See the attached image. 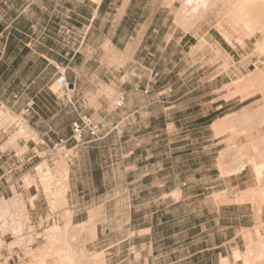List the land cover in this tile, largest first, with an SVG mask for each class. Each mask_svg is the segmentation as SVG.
<instances>
[{
  "label": "rangeland",
  "instance_id": "rangeland-1",
  "mask_svg": "<svg viewBox=\"0 0 264 264\" xmlns=\"http://www.w3.org/2000/svg\"><path fill=\"white\" fill-rule=\"evenodd\" d=\"M149 1V10L145 13L146 20L144 22H147L146 25L152 23L151 26L153 27L148 34L154 36L153 42L143 44L134 59L132 49L126 51V45L122 43H117L116 47L110 43L96 42L83 45L77 42L75 39L77 37L76 33L81 28L78 26V22L74 20V18H78L74 11L70 12L73 16L70 18L71 26L69 28H61L58 24L52 23L57 29L53 27L51 30L58 37L49 38L50 42L35 43L32 40L31 36L36 39L35 35L40 34V29L33 35L32 31L34 29L30 24L32 21L28 12L23 13L22 26L13 22L14 17L12 14L8 15L9 20H6L5 27L0 26V33L3 29H5L6 34L11 32L16 36V40L21 47L28 50L24 64L31 58L32 49L39 48L48 51L52 48L54 53L68 49L71 56L74 55L75 57L73 62L76 69L85 65V68L89 71V75L86 79L83 78L81 83L86 82L88 88L85 91L87 96L85 109L90 113H85H88L91 117L97 110L102 111L106 108L114 110V108H117L116 100L122 92H125L124 90L128 85L148 79L144 75L146 69L143 67H150V69L156 67L160 73L152 76V82L164 85V88L161 91L155 89L151 92L150 99L153 102L163 98L164 102L154 106L151 105L150 130L155 131L154 134L172 133L174 131L173 123L175 119H178L177 130L182 128L189 130L187 132L191 130L196 132L192 140L195 151L193 155L201 156L198 160L199 167L206 165L203 170L205 168L210 170L208 171L209 177L215 179V181H209L211 184L219 183L220 181L216 180L219 176L225 178L232 174L244 172L245 177L243 180L246 183L242 187L247 189L239 193V197L235 200L226 201V195L222 194L216 195L215 198L218 201L249 203V206L253 208L252 217L242 218V222L250 227L241 231V239L237 243L231 244L234 249L232 251L231 248L233 247H230L229 252L231 259L233 257V260L241 264H264V257H261L259 253L251 258L252 260L248 263L244 258L237 260L234 256L236 250H241V253L246 255L248 239L255 240L254 242L264 240V182L263 185L261 183L264 177L263 180L258 177L254 164L263 163L264 161V107H262L264 106V79L260 77V72L264 73V30H262V28L264 29V20L258 25L255 33L249 34L243 25V27H237L240 30L236 29L229 8L221 4L218 5L216 0H196L192 2V11H185V14H187H183L181 18L178 14L183 7L182 0ZM152 12L158 14L154 19H152ZM38 15L43 23L50 18V13L48 16ZM59 16H61L60 13ZM57 20L60 22V19ZM62 30L65 31L64 35H71L69 41L65 44L57 41L58 39L61 40L59 35H61ZM101 30L99 27L98 32L101 33ZM156 35L158 36L156 37ZM182 36H186V39L179 44V38ZM99 37V33L91 36L94 39ZM2 38L0 39V49L3 45L1 43ZM171 38L173 39L169 43ZM146 45L149 47L150 52L157 54L148 57L143 55V52H149V49H144ZM68 63L64 65H68ZM135 69L136 72L133 75L132 72ZM58 88V84L53 86L54 90ZM219 88L221 89L218 90ZM220 96H223V99L215 100L214 103L210 102ZM33 98H36L37 107L35 109L42 117L41 121L39 118L35 122L39 124L40 130H47L50 126L49 121L52 119L49 112L54 110L52 104L54 106L56 104L48 98L47 93L38 95L37 92L31 91L24 93L20 109L27 108ZM224 100H230L227 103L228 106H226ZM235 100H240L241 103L233 105ZM30 105L36 106L33 103ZM220 105H224V108L216 111V108ZM124 106L116 110L120 111L121 109L124 111L126 110ZM20 109L15 110L11 105L0 99V182L2 186H5H0V193L5 194V198H0V264H38L39 261L34 256L40 253V247L41 251L45 250L48 253L43 256L45 258L41 262L43 264H65L64 259L60 261L63 258L60 252L63 254L65 251L71 252L73 254L72 259H76L73 260L72 264L74 262L76 264H84V262H87V264H110L113 256L115 261H123L121 264L128 263L127 259L130 256L129 241L122 244V247H115L111 250L113 254L104 251L103 248L94 249L87 246L88 240L95 237L93 226L75 224L71 212L66 209L71 166L69 156L72 152H69L68 149L73 142H70L63 154L55 156L52 151L53 145L60 137L68 138L71 137V134L68 133V136H65L58 133L57 137L42 142L41 139L33 135V129L28 126L26 119L30 116V112L26 113L27 115H22ZM245 109L251 114L250 117L243 116L242 113ZM227 113H231L229 114L230 117L226 115ZM33 114L31 113V115ZM164 114L166 115L163 116ZM223 115H226L223 118L224 120L220 119L212 126H209L211 121L203 122L211 117L217 119ZM229 118H232L233 121L227 120ZM201 119L203 123L199 121ZM229 121L231 124H229ZM220 123H222L221 126ZM167 133L164 135L168 136ZM213 136H215L214 139ZM173 140V138L170 140L172 142L166 140V146H173ZM160 144H162V140L158 142V138H153L150 143L152 146ZM254 145H256V148ZM14 148H21L18 153L23 152L24 157L19 158L15 152H12ZM233 148L240 149L238 151H244V153L240 154V152L237 155V150ZM231 149L238 157L233 154L234 152ZM246 149L249 150V153L245 151ZM223 152L237 157L236 160L230 155L233 158L230 160L229 154L228 156L224 154L227 156L226 158H229L226 162L230 164L227 165L225 162L226 167L229 165L231 167V169L228 167V172L227 168L223 170L224 164L221 163ZM205 153H208L206 161L202 157ZM246 153L250 155L247 156ZM243 155L247 156L248 160L250 157L255 161L253 160L251 163L249 160V163L246 160L248 163L246 162L244 169L236 172V168L240 166L238 165L239 156H241V162L245 161ZM233 160H236L237 163H234ZM231 164L233 165L231 166ZM198 179L200 180V176H198ZM14 183H16L15 186ZM247 191L248 193H244ZM30 193L38 194L48 201L47 204L40 205L46 213L43 218L33 219L31 209L28 207L23 195ZM31 194L26 198H30ZM239 198H242V200H239ZM31 206L34 208L33 201H31ZM214 215L215 218L218 217L217 213ZM229 217L233 218V216ZM224 220L226 221V219H223L220 222L219 228L226 226ZM229 221H232V219L229 218ZM59 228L61 230L58 231ZM49 229L56 231V233H52L59 240L55 245L56 247L50 241L52 237ZM247 234L249 235L248 239L246 238ZM144 237L155 238L157 236ZM193 239H198V246L205 242V239L201 236ZM201 239L204 241H200ZM181 240L180 243L183 249L174 252L171 247L170 252H166L168 253L166 259H169V262L173 261L174 255L183 258L181 264H187L185 262L189 261L188 258L184 259L189 255V250L185 248L189 239H187V236H181ZM207 240L210 243L214 240L215 243L217 240L219 241V237L213 239L212 236H209ZM58 242H60L59 245ZM136 243L141 242L136 240ZM167 245L173 246L171 243ZM49 251H51V254ZM145 253L148 254V251H145ZM149 253L151 256L150 264H152V261L157 264L159 260L164 258L161 257V254H166L162 251L158 255L153 253L151 249H149ZM133 259L135 260V258ZM222 260L225 261L226 259L222 258ZM229 260L230 258L227 257L225 263L231 264ZM213 261H216L215 251ZM225 263L222 262V264Z\"/></svg>",
  "mask_w": 264,
  "mask_h": 264
},
{
  "label": "crops",
  "instance_id": "crops-1",
  "mask_svg": "<svg viewBox=\"0 0 264 264\" xmlns=\"http://www.w3.org/2000/svg\"><path fill=\"white\" fill-rule=\"evenodd\" d=\"M149 4V0H0V26H6L8 15L11 14L14 17L13 22L22 26L23 13L28 12L32 21L30 24L34 29L30 31L34 35L40 29V34L35 35L36 39L31 36L32 40L35 43L50 42L49 38L54 39L57 36L51 30L54 27L52 23L58 24L61 28H69L70 18L73 16L70 12L74 11L78 17L74 20L81 28L76 33L77 42L83 45L96 42L110 43L114 46L122 43L126 45V51L132 49L134 59L143 44L153 42L154 36L148 34L153 27L152 23L146 25L147 22H144ZM49 13L50 18L43 23L38 14L48 16ZM153 13L152 19L158 15ZM57 19H60V22ZM99 27L102 29L101 33L98 32ZM64 32L62 30L59 35L61 40L57 41L65 44L71 35H64ZM97 33L100 34L98 39L91 38ZM1 37L3 45L0 49V99L17 110L21 108L20 103L25 92L35 91L38 95L47 93L48 98L56 104V106L52 104L54 110L49 112L52 119L47 130H40L39 124L35 122L39 118L41 121L42 118L35 109L36 98L31 99L30 103L36 106L28 104L27 108L20 109V113L27 115L26 113L30 112L26 121L33 129V135L42 142L57 137L58 133L65 136L71 134L72 122L79 116L90 113L85 109L87 98L85 91L88 88L86 82L81 83L82 79L89 75L85 65L76 69L73 62L75 57L71 56L68 49L54 53L52 48L48 51L31 48L33 54L24 64L28 50L21 47L14 34L11 32L6 34L5 29L0 33V39ZM185 39L186 36L180 37L178 43ZM144 49L149 47L146 45ZM156 54L150 52V49L149 52H143L146 57ZM67 63L68 65H64ZM56 64H60L66 70L70 82L68 88L53 89L59 75L55 68ZM143 68L147 70H144V75L148 79L133 82L125 88V92H122L125 103L127 100L124 106L126 110L106 108L93 114V119L106 121L110 130L94 142L81 145H75L73 142L69 147V152H72L69 156L71 166L66 209L71 212L75 224L93 226L95 237L88 240L87 246L94 249L103 248L104 251L113 254L111 250L115 247L120 248L129 241L130 256L126 264H150L149 249L158 255L162 251L170 252L171 247L174 252L180 251L183 249L180 243L181 236H187L189 239L185 247L189 250V255L184 257L189 259L185 262L187 264H222V258L227 257L230 258L231 264H241L233 260V257L231 259L229 249L233 247L232 243H237L241 239V231L250 227L242 222V218L252 217L253 208L249 203L226 201L235 200L239 193L247 189L242 187L246 183L243 180L244 172L225 178L219 176L216 180L220 182L211 184L209 181L215 179L209 177L210 170L206 168L203 170L206 165L199 167L198 160L201 156L193 155L195 151L192 140L196 132L192 130L187 132L189 130L182 128L177 130L178 119L173 123L172 133L154 134L155 131L150 130V107L164 102L163 98L151 102L150 93L155 89L161 91L164 85L152 82V76L160 73L156 67ZM135 72L136 69L132 74ZM221 99L223 96L210 102L214 103L215 100ZM224 101L228 106L230 100ZM240 103V100L233 101V105ZM223 108L224 105H220L216 111ZM229 114L231 113L226 115ZM226 115L217 119L211 117L203 122L211 121L209 126H212ZM199 121L203 123L202 119ZM166 133L168 136L164 135ZM161 135L164 136L159 138ZM153 138H158V142L162 140V144L150 145ZM172 138L174 145L166 146L165 141ZM19 149L21 148H14L12 152L22 158L24 155L23 152L18 153ZM207 155L208 153H205L202 156L205 161ZM0 186L5 187L1 182ZM212 189L214 190L209 191ZM30 194L23 195L31 209L33 219L43 218L46 213L40 205L47 204L48 201L35 193L26 198ZM222 194L226 195V201H218L215 198L216 195ZM0 198H5V194L0 193ZM229 218L232 221H229ZM223 219H226L224 220L226 226L219 228ZM149 235L157 237H144ZM197 236L205 239L200 246L197 244L198 239H193ZM209 236L213 239L219 237V241L214 243L213 240L210 243L207 240ZM136 240L141 243H136ZM170 243L173 246L167 245ZM231 249L233 251L234 247ZM145 251H148V254ZM167 255L168 253L161 254L164 258L157 264H181L183 260L181 256L174 255L173 261L169 262V259H166ZM122 262L115 261L113 256L110 264ZM155 263L152 261V264Z\"/></svg>",
  "mask_w": 264,
  "mask_h": 264
},
{
  "label": "bare ground",
  "instance_id": "bare-ground-1",
  "mask_svg": "<svg viewBox=\"0 0 264 264\" xmlns=\"http://www.w3.org/2000/svg\"><path fill=\"white\" fill-rule=\"evenodd\" d=\"M196 0H182V3H183V7H182V9H180L181 11L179 12V14H178V16L181 18V17H183V14H185V11H188V12H190V11H192V2H195ZM201 1V0H200ZM217 1V3H218V5H224L225 7H228L229 8V12H231V17H232V22H233V25L236 27V29H237V27L239 26H244V29H246L245 31L246 32H248L249 34H252V33H255V31H256V29L258 28V25L261 23V21L262 20H264V0H216ZM213 4V3H212ZM211 6H214V5H211ZM208 7V6H207ZM209 7H210V4H209ZM187 14V13H186ZM185 14V15H186ZM189 14V13H188ZM230 14V13H229ZM178 16H177V18H178ZM186 17V16H185ZM187 18H188V15H187ZM179 19V18H178ZM183 19V18H182ZM184 20V19H183ZM242 26V27H243ZM237 30H240V29H237ZM262 30H264L263 28H262ZM247 35V34H246ZM259 77V76H258ZM260 77H262V79H264V73H262V72H260ZM259 77V78H260ZM262 107H264V106H262ZM263 109V108H262ZM261 109V110H262ZM260 110V109H259ZM259 110H257V111H259ZM257 111H256V113H257ZM264 111V110H263ZM242 112V111H241ZM262 112V111H261ZM255 113V114H256ZM243 116H248V117H250V115L251 114H249V112H247L246 111V109L243 111ZM254 114V115H255ZM240 115V114H239ZM253 115V114H252ZM253 115V116H254ZM259 115V114H258ZM228 117H230V115H228ZM242 117V116H241ZM224 120V119H223ZM227 120H232L233 121V119L232 118H229V119H227ZM226 120V121H227ZM222 121V120H221ZM237 121V120H236ZM230 122V121H229ZM223 123V122H222ZM222 123H220L219 125L221 126L222 125ZM225 123V122H224ZM229 124H231V122L229 123ZM218 125V126H219ZM27 126V125H26ZM29 126V125H28ZM219 126V127H220ZM26 132H27V130H26ZM24 133V132H23ZM19 134H21V133H19ZM19 134H17L18 136H19ZM29 134V133H28ZM13 137H14V135H13ZM12 138V137H11ZM10 138V139H11ZM261 138V137H260ZM14 139H16V138H14ZM259 141H261V140H259ZM264 141V140H263ZM262 143V142H261ZM256 145H254V147H255ZM235 148V147H234ZM233 148V149H234ZM237 148H239V147H237ZM256 148V147H255ZM258 148V147H257ZM232 150V149H231ZM234 150H237L236 152H237V155L241 152H239L238 150H240V149H234ZM234 150H232V152H234ZM243 150V149H242ZM227 151V150H226ZM245 151H248V153H249V150H245ZM229 152V151H228ZM231 153V152H230ZM244 153V151L243 152H241L240 154H243ZM227 154V156H228V154L229 153H224L223 152V154H222V162L221 163H223L224 164V166H223V170H225L226 168H227V172H228V167L231 169V167H230V165L228 166V167H226L228 164H230V163H228V162H226V161H228V159L230 158V160H231V158L233 157V154H235L236 155V153L234 152L233 154H229V158H226L227 156H225V155ZM247 154V153H246ZM246 154H244V155H246ZM230 155H232V157H230ZM234 155V156H235ZM236 155V156H237ZM243 155V159H244V156ZM248 155H250V154H247V156ZM242 156V155H241ZM241 156H239L240 157V159H241ZM247 156L245 157V161L243 160L242 162L240 161V159L238 160V165H240L238 168H236V172H237V170L239 171H241L242 169H244V167L246 166V164L249 162V160H250V162L252 163L253 162V158H251L250 159V157H249V160L247 159ZM264 156V155H263ZM238 157V156H237ZM237 157H233V158H236V160H237ZM232 158V159H233ZM264 158V157H263ZM235 160V161H236ZM242 160V159H241ZM246 160H248V162L246 161ZM234 160H233V162L234 163H237V162H235ZM255 161V160H254ZM225 162H226V164L227 165H225ZM230 162V161H229ZM232 162V161H231ZM247 162V163H246ZM249 162V163H250ZM233 163V164H234ZM261 163V164H260ZM260 163H254L255 164V169H256V172H257V175H258V177L261 179L262 178V180H263V177H264V161H263V163L262 162H260ZM222 164V165H223ZM233 164H231V166L233 165ZM225 168V169H224ZM229 169V170H230ZM226 172V171H225ZM224 172V173H225ZM230 172H231V170H230ZM46 177H47V175H46ZM50 178V177H49ZM263 182H264V180L263 181H261V183H262V185H263ZM49 183V182H48ZM264 186V185H263ZM249 190H251V189H249ZM252 191V190H251ZM250 191V192H251ZM244 193H248V191L247 192H244ZM245 195V194H244ZM247 196V195H246ZM253 196V195H252ZM255 197V196H254ZM244 198H245V196H244ZM247 198V197H246ZM242 200V198H239V200ZM59 227V226H58ZM52 228V227H51ZM56 228V227H55ZM61 228V227H60ZM58 229V231L59 230H61V229ZM50 230V229H49ZM49 230H48V233H49ZM52 230V229H51ZM50 230V233H51V237H52V240H50L51 242H52V244H54V247H56L55 245H56V243H57V241H59L58 240V238L56 237V236H54V235H52V233H56V231H53V230H55L54 228H53V230L51 231ZM259 233V232H258ZM249 238V235L247 234V236H246V238ZM251 237H252V235H251ZM250 237V238H251ZM57 238V239H56ZM247 238V239H248ZM255 241V240H254ZM252 239H248V245H247V249H246V255H243L242 253H241V250L239 251V250H236L235 251V254H234V256H235V258L237 259V260H240V259H242V258H244L245 259V261L248 263V261H250V260H252L251 258H253L257 253H259L260 254V256L261 257H264V240H258V242H257V240H256V242H254ZM59 243L60 242H58V245H59ZM44 249H45V247H43ZM49 248V247H48ZM61 248V247H60ZM59 248V249H60ZM57 249V248H56ZM56 249H55V252H56ZM47 250V249H46ZM58 250V249H57ZM61 251H63V249H61ZM37 252V251H36ZM35 252V253H36ZM38 253V252H37ZM46 253H47V251H45V250H42L41 251V247H40V253H38L37 255H35L34 253V257L36 258V260L37 261H39V263L38 264H40L41 262H43L42 260H43V256H45L46 255ZM49 253L51 254V251H49ZM62 252H60V255H63V258H61L60 259V261H62V259H64L65 260V264H72V262H73V260L75 259V258H73L72 259V257H73V254H71V252H66L65 251V253H63V254H61ZM48 254V253H47ZM49 254V255H50ZM54 254V253H53ZM57 254V253H56ZM59 255V254H58ZM55 256V255H54ZM47 257V256H46ZM49 257V256H48ZM57 257V256H56ZM58 257H62V256H58ZM45 259V258H44ZM98 259V258H97ZM226 260H227V258H225ZM34 260V259H33ZM48 260V259H47ZM76 260V259H75ZM225 260V261H226ZM35 261V260H34ZM225 261L223 260V262L225 263ZM230 261V260H229ZM64 263V262H63ZM107 263V262H106ZM35 264V263H34ZM41 264H43V263H41ZM45 264V263H44ZM73 264H76L75 262L73 263ZM84 264H87V262H84ZM226 264V263H225Z\"/></svg>",
  "mask_w": 264,
  "mask_h": 264
},
{
  "label": "built area",
  "instance_id": "built-area-1",
  "mask_svg": "<svg viewBox=\"0 0 264 264\" xmlns=\"http://www.w3.org/2000/svg\"><path fill=\"white\" fill-rule=\"evenodd\" d=\"M56 71L59 74L56 80L59 88H68L70 82L66 76V70L60 65H55ZM125 105V96L121 94L116 100V107L121 108ZM110 130L109 124L104 120H95L87 114L79 116L74 120L71 125V137H60L58 141L53 145L52 154L58 156L64 153V150L68 148L70 142H74L75 145L91 143L101 138V136Z\"/></svg>",
  "mask_w": 264,
  "mask_h": 264
},
{
  "label": "water",
  "instance_id": "water-1",
  "mask_svg": "<svg viewBox=\"0 0 264 264\" xmlns=\"http://www.w3.org/2000/svg\"><path fill=\"white\" fill-rule=\"evenodd\" d=\"M71 87H73V86H71Z\"/></svg>",
  "mask_w": 264,
  "mask_h": 264
}]
</instances>
